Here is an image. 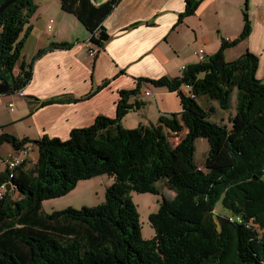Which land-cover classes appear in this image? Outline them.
Instances as JSON below:
<instances>
[{
  "label": "trees",
  "instance_id": "1",
  "mask_svg": "<svg viewBox=\"0 0 264 264\" xmlns=\"http://www.w3.org/2000/svg\"><path fill=\"white\" fill-rule=\"evenodd\" d=\"M6 1L0 0V5ZM185 1L178 23L193 14L201 0ZM119 2L60 0L62 9L78 18L98 47L109 39L104 20ZM37 8L34 0H17L0 14V80L12 83L9 93L21 91L33 76V61L20 60ZM243 18L238 37L223 39L211 55L203 49L199 61L186 64L180 76L143 78L176 91L181 99L182 110L161 114L157 124L126 128L121 123L130 110L145 104L128 102L139 93V81L136 88L120 91L116 117L98 115L91 125L73 128L67 139L0 134V147L9 143L16 152L26 144L37 147L32 167L27 157L15 167L13 178L6 165L0 171V187L7 184L0 197V264H264V81L257 76L259 59L254 52L248 49L231 61L224 55L252 31L249 0ZM67 45L51 43L36 57ZM109 81L75 100L89 98ZM185 85L195 97L184 91ZM235 90L230 127L211 120L215 108L206 109L198 101L205 96L227 110ZM170 134L179 140L173 143ZM199 137L209 141L203 166L194 160ZM103 174L115 179L103 203L42 210L43 201ZM162 180L174 196L163 197L158 211L150 214L156 234L144 238L131 192L160 194L157 182ZM9 182L17 186L18 199L11 195ZM219 200L229 214L215 212ZM229 215L250 220L254 227L230 221Z\"/></svg>",
  "mask_w": 264,
  "mask_h": 264
},
{
  "label": "crops",
  "instance_id": "2",
  "mask_svg": "<svg viewBox=\"0 0 264 264\" xmlns=\"http://www.w3.org/2000/svg\"><path fill=\"white\" fill-rule=\"evenodd\" d=\"M243 1L201 0L195 12L178 23L185 0H120L104 20L108 41L99 47L96 56H91L90 32L78 18L64 11L60 0H36L39 8L28 24L20 60L33 61V76L22 89L24 96H20L23 99L16 110H10L2 100L0 134L67 139L73 128L91 125L98 115L116 117L120 91L136 88L139 81V93L130 96L128 102L145 104L123 117L124 127L146 125L142 120L157 124L161 114L179 113L182 103L176 91L155 86L143 78L178 77L186 64L199 61L200 49L211 55L217 52L223 39L236 38L243 28ZM249 12L254 19L252 33L224 51L228 61L238 58L246 49L256 54L264 49V0H249ZM54 42L69 45L52 48L36 57ZM18 72L16 66L14 73ZM262 73L264 69L258 68L257 76L264 81ZM107 79L110 80L107 86L89 98L75 100ZM183 89L190 90L186 86ZM203 97L206 109L214 107L218 113L214 121L229 126L225 119L234 113L218 109L214 101ZM51 98L58 100L41 104ZM12 150L4 160L16 152Z\"/></svg>",
  "mask_w": 264,
  "mask_h": 264
},
{
  "label": "rangeland",
  "instance_id": "3",
  "mask_svg": "<svg viewBox=\"0 0 264 264\" xmlns=\"http://www.w3.org/2000/svg\"><path fill=\"white\" fill-rule=\"evenodd\" d=\"M34 1L36 2V0ZM243 6H245V0L243 1ZM38 8H39V5H38ZM38 8L36 9V11L38 10ZM242 21L244 25V19H241V23ZM250 21H251V26L253 27L254 19H250ZM253 33H254V30H253ZM257 56L259 59L258 68L264 69V49L260 51L257 54ZM16 66L17 68L19 67V62H18V65ZM262 77L264 78V73H262ZM185 86L188 87L187 85ZM2 98L6 102V105L8 102H13L15 105L14 107L15 110L18 108L20 100L23 99L22 97L19 96L18 91L5 94L2 96ZM236 98H237V92L235 90L231 96L230 107L227 110H223L224 112L235 113ZM207 99L210 101H214L217 104L216 100L209 99V98ZM199 102L201 103L203 107L207 108V104L203 96L199 97ZM218 109H220L219 106H218ZM217 115L218 113L213 111L212 115L210 116V119L214 120L215 117L216 118L218 117ZM136 117L138 118L140 116H137L136 114ZM225 120H226L225 121L226 124H230L228 126L230 127L231 126L230 120L229 119H228L229 121L227 119ZM142 122H143L142 124H146V125L150 124L149 121L142 120ZM133 126H138V125H133ZM185 133H186V129H184L180 135L183 136ZM169 137L173 143H176L179 140V136H175L173 134H170ZM30 145H31V150L29 152L28 157L32 160V162L28 164V167H32L37 158V147H33L34 146L33 144H30ZM12 149L13 147L9 143H5L4 146L0 149V170L1 171L5 169V164L3 163V160L9 154V152H13ZM208 152H209L208 138L206 137L197 138L195 140L194 160L198 165L203 166L205 159L208 156ZM114 181L115 179L112 176H109L107 174L98 175V176H95L89 179L81 180L79 181L78 185L68 194L58 197V198H53V199H48V200L43 201L42 210L45 212L51 213L56 210H63L69 206L74 207V208H81L82 206L99 205L105 201V191L107 187H109ZM157 186L160 189V194H154L150 192L141 193V192H136V191L131 192L132 200L136 204L137 210L139 212L141 232L144 238H152L156 234L155 229L152 227L150 223V219H149L150 214L158 211L160 204L163 200V197L172 198L174 196V192L171 189H169L165 181L162 180V181L157 182ZM10 193L14 199L19 198L20 194L17 190H10ZM215 212L220 215L228 214V210L223 206L221 200H219L216 203Z\"/></svg>",
  "mask_w": 264,
  "mask_h": 264
},
{
  "label": "built area",
  "instance_id": "4",
  "mask_svg": "<svg viewBox=\"0 0 264 264\" xmlns=\"http://www.w3.org/2000/svg\"><path fill=\"white\" fill-rule=\"evenodd\" d=\"M99 31H97L96 33L98 34ZM93 46L88 50L89 54L91 56H95L96 53H98L99 51V47L97 45H94L92 44ZM203 52L204 50L203 49H200L199 51V55L200 57L203 56ZM189 88V87H188ZM188 94H190L192 97H195L194 94H191V92L188 90L187 91ZM18 94L19 96H23V92L22 90L21 91H18ZM147 95H149L150 93L149 92H146ZM3 96V95H2ZM2 96H0V105L2 104ZM7 107L10 109V110H14V103L13 102H8L7 103ZM31 150V145L30 144H26L24 146L23 149L19 150L18 152H15L11 155H9L5 160H4V164L9 168L10 172H9V178H13L14 177V169L17 165H19L24 159H26L28 156H29V152ZM10 184V190H17V186L11 182H9ZM7 190V184L4 183L1 185L0 187V197L3 195V193ZM229 220L230 221H235V222H238V223H244L246 226L248 227H254V224L252 223V221H244V219L239 216V215H229ZM263 231H264V228H263Z\"/></svg>",
  "mask_w": 264,
  "mask_h": 264
},
{
  "label": "water",
  "instance_id": "5",
  "mask_svg": "<svg viewBox=\"0 0 264 264\" xmlns=\"http://www.w3.org/2000/svg\"><path fill=\"white\" fill-rule=\"evenodd\" d=\"M17 0H7L5 3L0 5V14L12 3H14ZM105 0H98L99 3L103 2ZM13 85L9 81L6 80H0V96L8 94L9 91L12 89Z\"/></svg>",
  "mask_w": 264,
  "mask_h": 264
}]
</instances>
